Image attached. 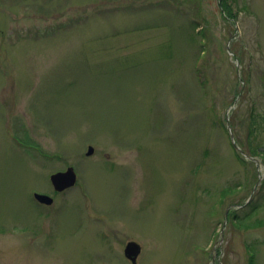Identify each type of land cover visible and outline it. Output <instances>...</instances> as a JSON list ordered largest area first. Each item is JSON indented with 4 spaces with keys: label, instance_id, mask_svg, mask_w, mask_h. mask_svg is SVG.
Masks as SVG:
<instances>
[{
    "label": "rangeland",
    "instance_id": "rangeland-1",
    "mask_svg": "<svg viewBox=\"0 0 264 264\" xmlns=\"http://www.w3.org/2000/svg\"><path fill=\"white\" fill-rule=\"evenodd\" d=\"M263 116L264 0H0V264H264Z\"/></svg>",
    "mask_w": 264,
    "mask_h": 264
},
{
    "label": "water",
    "instance_id": "water-1",
    "mask_svg": "<svg viewBox=\"0 0 264 264\" xmlns=\"http://www.w3.org/2000/svg\"><path fill=\"white\" fill-rule=\"evenodd\" d=\"M228 123V119H226ZM229 128V124H228ZM230 131V129H229ZM231 137H233L231 135ZM235 144V141L233 140ZM93 153V147L89 145L86 150V155H91ZM50 181L55 190L61 191L67 187H71L74 185L76 181V173L72 166H68L64 171H58L50 175ZM34 196L40 202L50 204L52 202V198L46 194L34 193ZM125 257H127L132 264H136V257L140 252V246L135 241H128L125 244L123 249Z\"/></svg>",
    "mask_w": 264,
    "mask_h": 264
},
{
    "label": "trees",
    "instance_id": "trees-1",
    "mask_svg": "<svg viewBox=\"0 0 264 264\" xmlns=\"http://www.w3.org/2000/svg\"><path fill=\"white\" fill-rule=\"evenodd\" d=\"M264 124V116H263V121L261 123H259L254 117L251 118V127L249 129V134L251 133L252 137L255 138L259 132V129L261 127V125ZM259 147H251L249 152L250 154L252 155L253 153H255L256 151H258ZM252 212L254 211H251L250 214H252ZM230 215L232 216H236L234 215L235 213H232L231 211L229 212ZM235 219H237V223H239L240 225H244V219H238L237 217H235ZM254 254H255V251L254 250H251L250 254H248V257H249V260H248V263L247 264H253L254 262Z\"/></svg>",
    "mask_w": 264,
    "mask_h": 264
},
{
    "label": "flooded vegetation",
    "instance_id": "flooded-vegetation-1",
    "mask_svg": "<svg viewBox=\"0 0 264 264\" xmlns=\"http://www.w3.org/2000/svg\"><path fill=\"white\" fill-rule=\"evenodd\" d=\"M52 187V186H51ZM67 190V189H66ZM66 190H63V191H61V192H57V191H55V190H53V188H52V191H35V190H31V195H32V197H33V194L35 193V192H40V193H44V194H47V195H50L52 198H53V202H54V199L57 197V196H59L60 194H63V193H65V191ZM33 199H34V201L37 203V204H39V205H42V206H50L51 204H49V205H45V204H43V203H40L39 201H37L34 197H33Z\"/></svg>",
    "mask_w": 264,
    "mask_h": 264
}]
</instances>
